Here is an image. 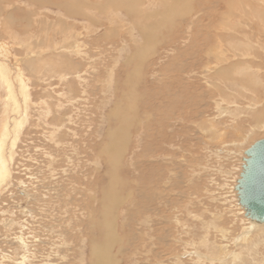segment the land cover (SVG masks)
I'll return each instance as SVG.
<instances>
[{"label":"rangeland","instance_id":"obj_1","mask_svg":"<svg viewBox=\"0 0 264 264\" xmlns=\"http://www.w3.org/2000/svg\"><path fill=\"white\" fill-rule=\"evenodd\" d=\"M0 64V264H264V0H0Z\"/></svg>","mask_w":264,"mask_h":264},{"label":"water","instance_id":"obj_2","mask_svg":"<svg viewBox=\"0 0 264 264\" xmlns=\"http://www.w3.org/2000/svg\"><path fill=\"white\" fill-rule=\"evenodd\" d=\"M240 175L235 189L245 217L264 224V137L255 141L242 158Z\"/></svg>","mask_w":264,"mask_h":264},{"label":"bare ground","instance_id":"obj_3","mask_svg":"<svg viewBox=\"0 0 264 264\" xmlns=\"http://www.w3.org/2000/svg\"><path fill=\"white\" fill-rule=\"evenodd\" d=\"M231 69V68H230ZM229 70V68L227 67L226 69H221L220 70V74H225L227 71ZM219 72V71H218ZM232 74V73H231ZM0 82H2V84L6 87V90H7V92L8 93H13V88H12V86H11V82H10V80H9V76L7 75V71H6V65L5 66H3V65H1L0 64ZM22 83V82H21ZM25 84V83H24ZM25 86H26V84H25ZM26 88H27V86H26ZM23 91H25V90H23ZM28 91V90H27ZM27 91H26V93H27ZM27 94H29V93H27ZM26 94V95H27ZM28 99V98H27ZM10 101L11 100H13V99H9ZM9 101H7V103H8ZM26 102V101H25ZM11 103V102H10ZM27 103V102H26ZM14 105V104H13ZM12 106V105H11ZM9 107V106H8ZM17 120V119H16ZM23 120V119H22ZM17 123H18V121H16ZM16 123V124H17ZM15 124V125H16ZM18 124H20V123H18ZM21 125V124H20ZM6 127V126H5ZM17 127V126H16ZM19 127V126H18ZM17 127V128H18ZM17 132V131H16ZM7 133V132H6ZM5 133V134H6ZM15 135H16V133H15ZM4 136V135H3ZM5 137V136H4ZM114 137H116V136H114ZM17 140V139H16ZM4 140L2 139V140H0V186L2 185V181H3V179L5 178V176H7L8 175V173H9V169H8V165H7V161H6V157L4 156V152H3V147H4ZM6 146V145H5ZM6 154V153H5ZM109 155H111V152L110 153H108ZM244 154H245V152H244ZM111 157V156H110ZM7 162V163H6ZM113 168H115L116 169V167H114L113 166ZM111 171V170H110ZM111 174V173H110ZM115 177V176H114ZM111 179V178H110ZM115 179H116V177H115ZM112 180V179H111ZM117 180V179H116ZM110 181V180H109ZM115 183V182H114ZM115 186H117V184L115 185ZM114 188V187H113ZM112 188V189H113ZM108 189V188H107ZM115 190H116V188H115ZM236 190V189H235ZM104 191V190H103ZM19 192H20V194H22L24 197H23V200L24 201H22V203H18V205H16V204H14V206L15 207H20L21 205H23V207H22V209H24L25 208V210L27 209L26 208V206H27V204H28V201L29 200H31L32 199V197L33 196H31V194H30V192L28 191V189H26V187H24L23 185H21L20 186V189H19ZM105 192V191H104ZM110 192V191H109ZM118 192H119V190H118ZM105 194V193H104ZM103 194V195H104ZM108 194V193H107ZM116 194V193H115ZM238 194V193H237ZM113 196H114V194H113ZM115 197V196H114ZM34 198V197H33ZM106 200H108L109 198L106 196V194H105V197H104ZM33 200V199H32ZM31 200V201H32ZM103 200V199H102ZM101 200V201H102ZM116 200H118V198H116L115 199V201ZM114 201V202H115ZM120 201V200H119ZM21 202V201H20ZM112 202V201H111ZM111 202H109V203H111ZM121 202V201H120ZM17 203V202H16ZM107 202H105V204H106ZM108 203V204H109ZM117 203V202H116ZM101 204V203H100ZM113 204V203H112ZM113 206V205H112ZM241 206V205H240ZM106 207V206H105ZM110 209L109 210H107L106 209V211H105V220H104V226L105 227H107V229H109V230H112L111 228H112V221L110 220V214H113V211H111V208L112 207H109ZM24 210V211H25ZM111 211V212H110ZM23 212V211H22ZM26 212V211H25ZM26 214V213H25ZM113 216V215H112ZM9 220V219H8ZM3 221H4V219H3ZM256 223H254L253 225H255ZM101 225V224H100ZM260 225L261 224H258V226L260 227ZM102 228V227H101ZM100 229V228H99ZM106 231V230H105ZM100 232V231H99ZM102 233H103V231H102ZM103 236H105L103 239H101V240H103L102 241V243L100 242V244L99 243H97V244H95L93 247H92V255H93V257L95 258V261H94V264H109L110 263V259H111V257H110V255L108 254V248H109V244H111L110 243V240L113 238V235H112V231H110V232H107V233H105V235H103ZM99 238V237H98ZM101 238V237H100ZM99 238V239H100ZM95 239V238H94ZM98 239V240H99ZM114 239V238H113ZM19 241V240H18ZM96 241V240H95ZM114 241V240H113ZM18 243H20V245H21V241H19ZM23 243V242H22ZM111 246V245H110ZM6 249V248H5ZM112 249V248H111ZM111 252V251H110ZM7 256V255H6ZM14 257V256H13ZM114 257H112V259H113ZM8 259V258H7ZM117 259V258H116ZM113 260H115V259H113ZM113 262V261H112ZM116 262H117V260H116ZM24 264H26V263H24Z\"/></svg>","mask_w":264,"mask_h":264}]
</instances>
